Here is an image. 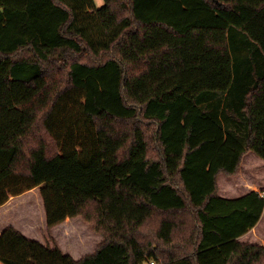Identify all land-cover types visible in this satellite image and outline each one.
<instances>
[{
	"label": "trees",
	"instance_id": "obj_1",
	"mask_svg": "<svg viewBox=\"0 0 264 264\" xmlns=\"http://www.w3.org/2000/svg\"><path fill=\"white\" fill-rule=\"evenodd\" d=\"M218 1L0 0V206L40 188L49 228L103 237L75 259L9 227L0 264H264L239 240L264 194L218 184L264 160V0Z\"/></svg>",
	"mask_w": 264,
	"mask_h": 264
},
{
	"label": "rangeland",
	"instance_id": "obj_2",
	"mask_svg": "<svg viewBox=\"0 0 264 264\" xmlns=\"http://www.w3.org/2000/svg\"><path fill=\"white\" fill-rule=\"evenodd\" d=\"M94 1L98 8L105 4V0ZM86 12L88 13H82L81 19L88 26L90 38L100 45L106 38L99 34L94 10L87 9ZM218 184L220 195L229 199L250 191L264 194V160L252 152L246 153L237 174H220ZM259 223L255 230L242 238V242L264 246V215ZM0 226L3 228L2 232L8 227H14L29 239L39 240L50 247L58 246L75 259L95 252L103 240L82 217L72 218L71 222L49 228L40 188L17 196L6 207H0Z\"/></svg>",
	"mask_w": 264,
	"mask_h": 264
},
{
	"label": "crops",
	"instance_id": "obj_3",
	"mask_svg": "<svg viewBox=\"0 0 264 264\" xmlns=\"http://www.w3.org/2000/svg\"><path fill=\"white\" fill-rule=\"evenodd\" d=\"M220 194V193H219ZM221 196V195H220ZM223 197V196H222ZM15 198V197H14ZM235 198H237V197H235ZM13 200V198L12 199H10L5 205H3V206H0V207H6L11 201ZM70 219V218H69ZM68 220V219H67ZM262 220V219H261ZM260 224V223H259ZM258 224V225H259ZM258 225L256 226V227H258ZM9 228V227H8ZM2 230H3V228L0 226V232H2ZM6 230V229H5ZM253 230H255V228L253 229ZM252 230V231H253ZM251 233V231L249 232V233H247L246 235H244V236H242L239 240L240 241H242V238L243 237H247L249 234ZM39 241V240H38ZM256 243H258V242H256ZM94 253V252H93ZM92 254V253H91Z\"/></svg>",
	"mask_w": 264,
	"mask_h": 264
},
{
	"label": "water",
	"instance_id": "obj_4",
	"mask_svg": "<svg viewBox=\"0 0 264 264\" xmlns=\"http://www.w3.org/2000/svg\"><path fill=\"white\" fill-rule=\"evenodd\" d=\"M214 2L218 3L219 1L218 0H213Z\"/></svg>",
	"mask_w": 264,
	"mask_h": 264
},
{
	"label": "built area",
	"instance_id": "obj_5",
	"mask_svg": "<svg viewBox=\"0 0 264 264\" xmlns=\"http://www.w3.org/2000/svg\"><path fill=\"white\" fill-rule=\"evenodd\" d=\"M150 264H154V263H150Z\"/></svg>",
	"mask_w": 264,
	"mask_h": 264
}]
</instances>
